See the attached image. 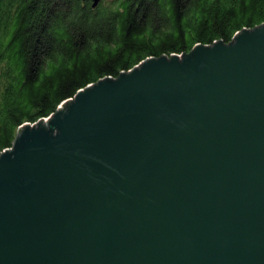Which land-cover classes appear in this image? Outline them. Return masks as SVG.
I'll return each instance as SVG.
<instances>
[{
  "label": "water",
  "instance_id": "1",
  "mask_svg": "<svg viewBox=\"0 0 264 264\" xmlns=\"http://www.w3.org/2000/svg\"><path fill=\"white\" fill-rule=\"evenodd\" d=\"M0 264H264V24L19 129L0 156Z\"/></svg>",
  "mask_w": 264,
  "mask_h": 264
},
{
  "label": "trees",
  "instance_id": "2",
  "mask_svg": "<svg viewBox=\"0 0 264 264\" xmlns=\"http://www.w3.org/2000/svg\"><path fill=\"white\" fill-rule=\"evenodd\" d=\"M263 24L264 0H0V156L99 81Z\"/></svg>",
  "mask_w": 264,
  "mask_h": 264
},
{
  "label": "built area",
  "instance_id": "3",
  "mask_svg": "<svg viewBox=\"0 0 264 264\" xmlns=\"http://www.w3.org/2000/svg\"><path fill=\"white\" fill-rule=\"evenodd\" d=\"M131 72V71H130ZM73 100V99H72ZM71 101V100H70ZM51 118V117H50ZM50 118H48V119H46V120H44V121H48Z\"/></svg>",
  "mask_w": 264,
  "mask_h": 264
},
{
  "label": "rangeland",
  "instance_id": "4",
  "mask_svg": "<svg viewBox=\"0 0 264 264\" xmlns=\"http://www.w3.org/2000/svg\"><path fill=\"white\" fill-rule=\"evenodd\" d=\"M43 122H46V121H42V123H43ZM37 124H38V123H37ZM33 126H34V125H33Z\"/></svg>",
  "mask_w": 264,
  "mask_h": 264
}]
</instances>
